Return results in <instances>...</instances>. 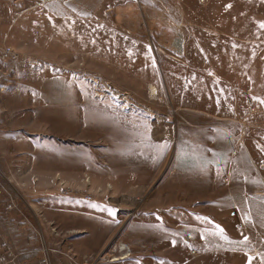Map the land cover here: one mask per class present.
<instances>
[{
  "label": "rangeland",
  "instance_id": "obj_1",
  "mask_svg": "<svg viewBox=\"0 0 264 264\" xmlns=\"http://www.w3.org/2000/svg\"><path fill=\"white\" fill-rule=\"evenodd\" d=\"M261 24L264 0H0L19 56L0 62V238L18 260L264 264Z\"/></svg>",
  "mask_w": 264,
  "mask_h": 264
},
{
  "label": "crops",
  "instance_id": "obj_2",
  "mask_svg": "<svg viewBox=\"0 0 264 264\" xmlns=\"http://www.w3.org/2000/svg\"><path fill=\"white\" fill-rule=\"evenodd\" d=\"M59 2L61 3V4H63L64 6H66L67 4H72V0H59ZM15 3L17 4V5H26V4H48L49 3V0H15ZM19 15V16H18ZM25 15H27V14H24V12L23 13H19V14H17V16L15 17V19L16 20H19V19H24V16ZM70 16H71V12H70V10L68 9H66L65 10V7H64V9L62 10V11H60L59 12V14H58V16H48L47 17V19H55V20H64V19H66V18H70ZM11 95H13L14 96V94H12V93H10ZM15 96H16V94H15ZM31 99L30 100H32L33 101V103H36V104H33L32 103V107L30 108V109H27V110H21L19 113H22V114H24V116H26V118L27 119H30L31 117H33V116H37V117H39L38 116V113L40 112V109H41V106H40V101H39V98L38 97H40L39 96V94H37V95H35V93H33L32 92V94L29 96ZM35 101V102H34ZM1 111H0V115H1ZM8 113L11 115H13L14 113H15V110H14V108H9V111H8ZM23 116V115H22ZM24 118V117H23ZM14 126V125H13ZM36 136V135H35ZM35 136H26V135H24V133H18V134H16V133H13V134H7V138L8 139H12L14 142L13 143H15L17 140H22V141H24L25 143H27L28 144V146H29V148H34V144H38V140H37V138L35 137ZM36 141V142H35ZM31 157H32V155L31 156H26L25 157V159L24 160H27V159H31ZM31 168V165L30 166H28L26 169H24V172H26L28 169H30ZM18 172V171H17ZM23 172V173H24ZM23 173H20L19 172V174H17V175H19V176H21ZM20 259V258H19ZM20 262V261H19Z\"/></svg>",
  "mask_w": 264,
  "mask_h": 264
},
{
  "label": "built area",
  "instance_id": "obj_3",
  "mask_svg": "<svg viewBox=\"0 0 264 264\" xmlns=\"http://www.w3.org/2000/svg\"><path fill=\"white\" fill-rule=\"evenodd\" d=\"M19 60L18 54L10 47L0 46V62L5 64H14ZM84 201L90 202L91 197H84ZM14 205V203H13ZM13 205L9 202L5 209L11 210ZM0 264H23L19 262L18 255L9 249L8 244L0 238ZM28 264V263H26ZM39 264H50L48 257H43Z\"/></svg>",
  "mask_w": 264,
  "mask_h": 264
},
{
  "label": "bare ground",
  "instance_id": "obj_4",
  "mask_svg": "<svg viewBox=\"0 0 264 264\" xmlns=\"http://www.w3.org/2000/svg\"><path fill=\"white\" fill-rule=\"evenodd\" d=\"M175 49L180 54L181 51L183 50V42L182 41H177L175 43ZM150 91H151L152 95H155V93H156V89L155 88L151 87Z\"/></svg>",
  "mask_w": 264,
  "mask_h": 264
},
{
  "label": "snow or ice",
  "instance_id": "obj_5",
  "mask_svg": "<svg viewBox=\"0 0 264 264\" xmlns=\"http://www.w3.org/2000/svg\"><path fill=\"white\" fill-rule=\"evenodd\" d=\"M261 27L264 28V24H261ZM245 239H247V238H245Z\"/></svg>",
  "mask_w": 264,
  "mask_h": 264
}]
</instances>
